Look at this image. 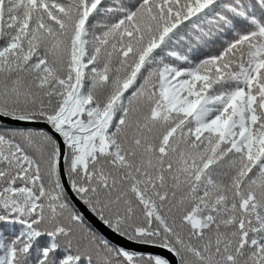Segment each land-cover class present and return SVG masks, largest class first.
<instances>
[{"label":"trees","instance_id":"1","mask_svg":"<svg viewBox=\"0 0 264 264\" xmlns=\"http://www.w3.org/2000/svg\"><path fill=\"white\" fill-rule=\"evenodd\" d=\"M63 6L82 15L87 65L73 45L60 66L23 29L53 24ZM130 46L139 71L104 100L99 76L115 68L125 80ZM155 96L166 123L157 140L130 118ZM0 113L62 135L71 188L120 235L179 264H264V0H0ZM178 143L189 150L175 153ZM58 161L46 130L0 123V264H169L97 232L66 194ZM63 203L99 253L56 232Z\"/></svg>","mask_w":264,"mask_h":264},{"label":"rangeland","instance_id":"2","mask_svg":"<svg viewBox=\"0 0 264 264\" xmlns=\"http://www.w3.org/2000/svg\"><path fill=\"white\" fill-rule=\"evenodd\" d=\"M71 8L67 6L60 7L56 13V17H54L53 24L46 22L41 23L38 20L32 21L29 25H23L24 31L34 40L38 43L40 48H48L51 49L54 56L56 57V61L59 63L60 66H64L62 63L66 61L68 52L70 51V48L75 45L76 46V53H79V57L84 65L88 64L87 57L90 52L91 47V39L88 37L85 38L87 33L82 36V26H83V19L82 15L77 16L76 12L71 13ZM71 16V19L69 18ZM152 46H147L145 48V52H148ZM74 49V50H75ZM136 50V46L134 48L127 47V55L129 56L132 65H129V72L127 75H125V80H119L122 76L117 74L115 72V68H109L106 71L107 76H109L108 81H105V73H101L100 83L96 87L97 95L103 98L104 100L107 99L110 95L111 99L113 96L118 97L123 90H125L126 86L129 84L128 78L131 76H135L139 71V64L132 61L131 54ZM103 72V69H102ZM117 76L119 78L117 79ZM116 77V80H114ZM10 83V82H8ZM7 83V84H8ZM148 97V96H147ZM156 97V96H155ZM108 99V100H109ZM107 100V101H108ZM147 99L143 97L141 101H145L148 103L147 106L142 107L141 110H138L136 108V103L133 106V109L130 113L131 120H134L140 128H142V131L146 133V137L150 139H159L166 128V123L161 119V116L159 114V106L157 107L156 102L159 100L158 97H156V101L154 98L150 97L148 101ZM156 111L158 112L156 114ZM142 112H145L146 116H142L140 118V114ZM192 110L190 111V113ZM183 117V116H182ZM198 117V115H196ZM145 118V123H141V120ZM125 136L127 139L130 138V136L133 134L132 131H125ZM173 148H175V153H177L179 150L182 152H187L189 148L187 147L186 143H178ZM197 210H199L196 206L193 207L189 215L195 213ZM61 217H58L56 220L57 226L59 229H57L56 232L60 233L61 235H64L63 241L68 245L71 244L73 248L76 247V244L78 242L81 243L82 240L85 239V244L95 250L99 253L100 250L97 246V241L94 237V235L88 230L87 227H85L80 220H78L70 208V206L63 203V209L60 211ZM194 225L199 226L202 223V220L199 218H194L193 220ZM61 224H66L67 226H71L70 230H67L66 228H61ZM130 228H133L134 225H131L130 223L127 224ZM146 229L150 230L151 228L146 225ZM136 231L139 233H142L145 231V228L143 226H137ZM106 259V258H105ZM141 264H161L158 261H149L145 260L142 261Z\"/></svg>","mask_w":264,"mask_h":264},{"label":"water","instance_id":"3","mask_svg":"<svg viewBox=\"0 0 264 264\" xmlns=\"http://www.w3.org/2000/svg\"><path fill=\"white\" fill-rule=\"evenodd\" d=\"M0 123L12 127H19V128L44 129L55 138V140L58 142L59 145L58 167H59L60 179L65 189V192L68 195L71 202L74 204V206L84 217V219L105 239H107L109 242L113 243L114 245L124 250L141 253V254L158 256L165 259L169 264H179L177 256L172 251L160 246L135 242L115 232L109 226H107L103 221H101L95 214H93L90 211V209L76 196L75 192L70 186L65 170V158L67 153L66 143L62 135L57 131H55L49 123L31 121L20 118H12L9 116H5L1 113H0Z\"/></svg>","mask_w":264,"mask_h":264}]
</instances>
